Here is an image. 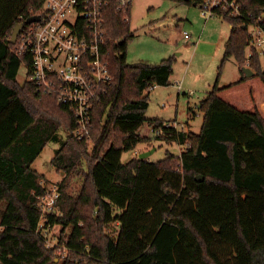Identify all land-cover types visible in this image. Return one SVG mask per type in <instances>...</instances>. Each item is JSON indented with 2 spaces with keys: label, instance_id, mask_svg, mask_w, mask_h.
Returning <instances> with one entry per match:
<instances>
[{
  "label": "trees",
  "instance_id": "trees-1",
  "mask_svg": "<svg viewBox=\"0 0 264 264\" xmlns=\"http://www.w3.org/2000/svg\"><path fill=\"white\" fill-rule=\"evenodd\" d=\"M236 1L244 16L215 10L231 32L216 83L201 101V131L165 127L157 138L185 146L180 155L123 161L125 152L151 141L138 132L146 121L154 128L172 121L145 115L150 88L171 84L174 58L128 62L132 4L107 9L114 80L95 103L90 145L72 134L77 121L68 105L18 80L29 61L12 33L43 13L44 0H0V264H228L216 243L231 247L235 264H264V57L255 49L247 56L250 25L264 29V0ZM232 57L241 77L220 85ZM60 129L69 133L52 159L63 175L61 214H50L43 227L63 228L59 246L48 247L38 198L46 175L32 165ZM76 175L83 184L73 196L66 188ZM185 198L193 204L184 206ZM63 245L65 256L58 252Z\"/></svg>",
  "mask_w": 264,
  "mask_h": 264
},
{
  "label": "rangeland",
  "instance_id": "rangeland-1",
  "mask_svg": "<svg viewBox=\"0 0 264 264\" xmlns=\"http://www.w3.org/2000/svg\"><path fill=\"white\" fill-rule=\"evenodd\" d=\"M131 27L135 36L128 43V62L158 64L163 59L174 58L171 84L155 85L150 88L146 118L174 120L180 128L184 125L186 130L200 132L204 114L197 104L201 98L207 96L219 76V68L225 53L224 42L231 32L230 23L220 15L206 19L202 15L200 6L194 4L179 3L174 0H132ZM187 32L191 35L190 39L186 38ZM200 40L201 44L198 42ZM27 72V65L22 64L18 72L20 83L27 80ZM239 74V64L232 57L223 65L219 84H230L238 79ZM180 83L182 90L179 87ZM138 132L150 137L151 141L141 142L135 150L125 152L123 161L149 151L151 154L147 158L150 161H159L168 154L178 156L185 148L177 142L169 143L157 138L148 121ZM68 134L64 129H60L58 138L46 145L32 165L46 175L44 183L49 185L59 183L63 177L52 164V159ZM89 142L91 145V140ZM68 183L66 191L78 196L83 177L76 175ZM181 184L185 185L182 178ZM192 204L193 202L188 198L184 199V206ZM181 207L182 205L177 206V211ZM62 228L59 224L48 228L46 234L48 247L59 246L58 237ZM214 250L228 264H235L234 254L229 245L216 243ZM58 252L65 256L66 250L60 246Z\"/></svg>",
  "mask_w": 264,
  "mask_h": 264
},
{
  "label": "built area",
  "instance_id": "built-area-1",
  "mask_svg": "<svg viewBox=\"0 0 264 264\" xmlns=\"http://www.w3.org/2000/svg\"><path fill=\"white\" fill-rule=\"evenodd\" d=\"M114 3L126 9L132 0H44L43 13L38 14L41 19L25 25L17 39L18 53L29 61L23 62L28 67L26 81L70 107L77 121L72 134L80 140H91L95 103L114 80L105 51L107 9ZM200 8L206 18L215 16V10L244 16L236 0H204ZM250 29L247 56L255 49L264 57V29L256 24ZM186 38H191L190 33ZM165 127L184 129L172 120L166 121L163 128L152 127V131L162 135ZM43 184L45 191L38 197L42 211L39 229L46 227L43 225L50 214H61L60 185ZM48 230L44 229L45 239Z\"/></svg>",
  "mask_w": 264,
  "mask_h": 264
},
{
  "label": "water",
  "instance_id": "water-1",
  "mask_svg": "<svg viewBox=\"0 0 264 264\" xmlns=\"http://www.w3.org/2000/svg\"><path fill=\"white\" fill-rule=\"evenodd\" d=\"M193 4L196 5V2H194ZM40 19H41L40 15H32L26 20V22L30 24V23L39 21ZM24 26H25L24 22L18 23L15 26L14 31L12 33V37H11V42L12 43H16L17 42L18 36H19V34H20V32H21V30L23 29ZM244 70H245V73H246L247 76H251V75L254 74V71L252 69H250L249 67H246ZM150 154H151V151L143 152V153L140 154V158H147ZM197 179L201 181V180H203V177L199 176V177H197Z\"/></svg>",
  "mask_w": 264,
  "mask_h": 264
},
{
  "label": "crops",
  "instance_id": "crops-1",
  "mask_svg": "<svg viewBox=\"0 0 264 264\" xmlns=\"http://www.w3.org/2000/svg\"><path fill=\"white\" fill-rule=\"evenodd\" d=\"M211 18V17H210ZM206 19H208V18H206ZM231 26V25H230ZM229 36H230V33L228 34V38H229ZM228 38H227V40H228ZM227 40H225V42H224V47H225V43H226V41ZM199 42V44H201L202 43V41L200 40V41H198ZM241 77V71H240V74H239V76H238V79ZM237 79V80H238ZM236 81V80H235ZM182 83V82H181ZM181 83L179 84V86H181ZM223 85H228L227 83H223ZM180 90H182V86L180 87ZM206 96H204L203 98H201L200 100H199V103L197 104L199 107L201 106V101L205 98ZM197 133H199V132H197Z\"/></svg>",
  "mask_w": 264,
  "mask_h": 264
}]
</instances>
